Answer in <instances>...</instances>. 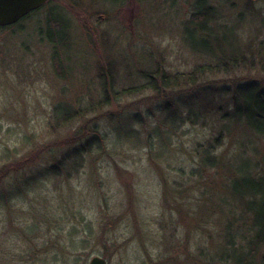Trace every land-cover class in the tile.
Wrapping results in <instances>:
<instances>
[{"label": "rangeland", "instance_id": "374dc122", "mask_svg": "<svg viewBox=\"0 0 264 264\" xmlns=\"http://www.w3.org/2000/svg\"><path fill=\"white\" fill-rule=\"evenodd\" d=\"M196 2L51 0L18 26L0 29V194L29 176L30 168L64 160L77 147L74 138L80 128H86L85 135L97 127L107 137V148L88 155L78 173H72L70 158L60 175L33 187L24 198L15 195L0 204V264H90L96 256L108 264H224L222 257L234 248L248 251L253 215L235 202L230 184L246 161L253 164V174L264 171V138L244 123H235L219 151L220 168H201L199 144L212 139L223 125L218 107L229 106L223 93L210 105L208 118L200 120L208 124L182 125L170 150L162 152L153 134L154 125L168 113L163 107L175 102L180 88L158 99L146 90L142 73L160 69L179 75L203 62L183 41L184 24ZM209 2L220 15L213 23V40L221 39L225 46L238 39L241 46L263 43L264 0ZM51 9L53 17L70 24L66 46L60 48L64 78L53 67L52 46L40 36L41 30L47 32ZM259 30L253 41L252 34ZM249 76L238 72L210 81L228 86ZM257 78L264 81V73ZM104 83L111 93L142 92L125 95L60 132L50 129L57 104L100 98ZM194 109L199 111V105L187 111ZM154 111V118L146 117ZM121 114L143 120L133 126L137 138L126 134L127 117L112 121ZM111 121L120 130L118 140ZM30 133L37 138L25 147L22 141ZM240 217L236 228L246 237L237 236V244L229 246L228 223ZM74 239L80 247L72 246ZM262 251L257 264H262Z\"/></svg>", "mask_w": 264, "mask_h": 264}, {"label": "trees", "instance_id": "16d2710c", "mask_svg": "<svg viewBox=\"0 0 264 264\" xmlns=\"http://www.w3.org/2000/svg\"><path fill=\"white\" fill-rule=\"evenodd\" d=\"M193 8L190 18L184 24L183 41L189 51L201 58L203 62L189 72L179 75L167 74L164 70L158 69L154 72H143L142 77L147 80L146 90L156 93L157 97H159L158 99L166 92V94H170L169 91L171 89L180 88L179 94L181 95L175 98V102L163 107L168 111L165 118L161 119L160 124L154 125L153 134L158 139L156 145H159V149L162 152L170 150L169 145H171L173 138L180 134L182 125L186 123L196 125L199 122L202 125L208 124L207 119L200 120L204 116L208 118L209 107L217 95L223 93L229 98L228 108L225 105H220L216 110L218 122L223 123V125L216 130V134L212 139L207 140L206 143L199 144L201 168L209 166L220 168L222 156L219 151L224 144L226 136L231 135L232 125L244 123L248 130L264 138V81L257 78L264 73V41L260 46H256V44L252 46V41L247 46H241L239 45L240 40L237 38V44L230 42L225 46L221 39L213 40L215 31L213 23H217L220 18L218 10L210 4L209 0H197ZM41 9L31 15L33 16ZM53 12L54 9H51L47 16V32L44 35L41 30L40 36H42L43 41L46 39L47 43L52 46L53 67L56 73L61 78H64L66 77L65 69L63 68L65 63L61 58L60 48L66 46L70 24L66 19L53 17ZM30 16L27 17V20L32 17ZM261 31H255L251 39L253 41L257 40ZM231 33L236 35L234 30H231ZM238 72H245L252 76L242 82H232L233 84H228V86H217L218 83L216 81H210L211 77L236 75ZM106 84L104 83L103 85V95L100 98H95L92 101H87L86 98L78 99L73 105L57 104L52 112L53 121L49 124L50 129L60 132L67 126L72 127L77 122L87 120L88 116L96 114L102 109L110 108L113 103L121 102L125 95H139L142 92L140 89H124L122 91L114 90L111 93L110 88ZM210 94H212L213 100H210ZM111 95H113V98ZM204 96L207 97L206 101L203 99ZM195 105H199V111L195 109L187 111L190 108L193 109ZM154 114L155 111L152 113L147 112L146 117L154 118ZM122 115L127 117V122L130 125V130L126 133L127 136L131 137L133 135L137 138V132L133 126L136 122L140 123L143 120L138 117H132L129 114H121L118 118L113 115L111 119L112 121L120 119L123 117ZM112 121L110 127L118 140L120 130L115 128L116 126ZM162 121H166V123ZM85 129L80 128L78 137L74 138V142L78 145L66 155L64 160L56 161L51 165L41 166L35 170L30 168L29 176L20 178L13 188L7 189L4 191L5 193L0 194L1 206L7 202L9 203L15 195H17V198H24L33 187L42 186L45 180L55 175H60V171L65 168L70 158L74 159L70 166L72 173L76 174L84 167L85 158L88 155L99 153L107 148V137L97 127L89 130V132L87 131L84 135ZM36 138V133H30L25 135L22 143H24L25 147H29ZM76 138L78 141L75 140ZM153 145L151 144L150 146ZM16 152L20 154L18 148ZM5 154H7V159L11 161L13 158L12 153L8 150ZM241 167H238L239 174L237 178L231 181L230 192L235 202H238L242 208L245 207L253 215V226L250 229L253 239L248 244V251L241 252L239 248H234V251L231 254L224 255L221 261L222 263L225 262L224 264H257L258 252L263 248L261 261L264 264V171L258 174L254 173L256 174L254 175L252 172L254 166L249 161H246L245 165ZM0 175H3L1 170ZM241 218L236 219L234 223H228L227 239L229 246L237 244V236L242 235L241 238L243 239L246 237L244 233H241L242 229L240 227L236 228V224L241 221ZM235 228L236 232L234 231ZM86 241H82L83 246ZM71 243L73 247L79 246L76 239L72 240Z\"/></svg>", "mask_w": 264, "mask_h": 264}, {"label": "water", "instance_id": "95a60500", "mask_svg": "<svg viewBox=\"0 0 264 264\" xmlns=\"http://www.w3.org/2000/svg\"><path fill=\"white\" fill-rule=\"evenodd\" d=\"M50 0H0V27L18 23L21 19L42 8ZM90 264H108L102 257H94Z\"/></svg>", "mask_w": 264, "mask_h": 264}, {"label": "flooded vegetation", "instance_id": "af4514ba", "mask_svg": "<svg viewBox=\"0 0 264 264\" xmlns=\"http://www.w3.org/2000/svg\"><path fill=\"white\" fill-rule=\"evenodd\" d=\"M31 15V14H30ZM30 15L26 16L25 18H23L18 24H20L22 21L27 20V17H29Z\"/></svg>", "mask_w": 264, "mask_h": 264}]
</instances>
